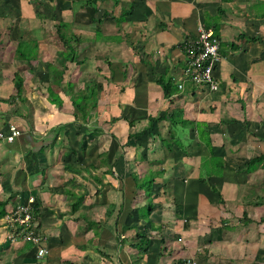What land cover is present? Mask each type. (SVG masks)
<instances>
[{"label":"crops","instance_id":"crops-1","mask_svg":"<svg viewBox=\"0 0 264 264\" xmlns=\"http://www.w3.org/2000/svg\"><path fill=\"white\" fill-rule=\"evenodd\" d=\"M201 24L221 39L217 91L183 74ZM69 80L87 100L94 87L87 118ZM10 122L22 133L0 140V264H264V160L249 163L264 155V0H0V129ZM30 196L43 257L4 227Z\"/></svg>","mask_w":264,"mask_h":264},{"label":"built area","instance_id":"built-area-1","mask_svg":"<svg viewBox=\"0 0 264 264\" xmlns=\"http://www.w3.org/2000/svg\"><path fill=\"white\" fill-rule=\"evenodd\" d=\"M221 39L213 28L199 25L195 37H188L181 47L185 54L184 76L195 84L206 86L212 91L220 88L215 75V69L221 61ZM180 87H183L180 84ZM20 128L10 122L7 131L0 129V140L6 139L13 142L21 135ZM36 198L30 196L6 212L4 216L5 229L11 241L31 242L36 247L37 257H43L50 253L46 245L47 235L35 223L34 204ZM189 264H197L196 260L189 259Z\"/></svg>","mask_w":264,"mask_h":264},{"label":"trees","instance_id":"trees-1","mask_svg":"<svg viewBox=\"0 0 264 264\" xmlns=\"http://www.w3.org/2000/svg\"><path fill=\"white\" fill-rule=\"evenodd\" d=\"M130 11L131 10L124 11V13L122 14L123 15L122 18H124V15L125 14L130 13ZM64 26H65L64 23H61L58 26V33H59L60 38L62 39L63 44L65 45V47L68 48L69 50H71L70 51V55L69 56H65V58L66 59H69L70 61H72V62L75 63L74 68H72V70L74 71L75 68L82 63L81 60H78L77 59V53H76V50H75L76 47L72 46L71 43H70L71 42V39H77V38L75 37L74 34H72V33L69 34L68 31L64 30L63 29ZM24 53L26 54V52H24ZM64 68L65 69L68 68V64L67 63H65ZM65 69L62 70V73L59 72L58 77L55 79V82L58 83L59 85H63L62 84L63 83L62 81L64 80L63 72L65 71ZM23 81H24V79L21 76H19V74H18L17 75V79H16L18 91H21L22 90V88H23ZM69 81H70L69 82V87L68 86L66 87V85H64L63 86L64 87L63 90H64V92L66 94H70L71 95V98L73 99L74 104H76L78 106V108H80V112L82 113V115L84 116V118H87L88 111H89L88 110V102H89V99H92L90 97L93 96V93L95 92L94 91V87H93V91L92 92L89 91V93H88V100H87L86 99V96L84 94L78 96V95H76V93H73L72 92L73 91V81H71V80H69ZM158 82L162 85L166 96H168L170 94V92L174 90V89H172L173 88V85H174L173 84L172 77L162 75L161 78L158 80ZM89 83L90 82H88V84ZM90 87H91V85H90ZM50 96H51V99L53 101H56V103H57V105L59 107L62 106L63 100L60 97V94L56 93L54 90H51L50 91ZM74 113H75L76 117H78V112L76 111ZM61 127H63V126H61ZM101 131H102V129H101ZM131 135L132 134L130 133V137H131ZM263 160H264V155H261V156H258V157H255V158L251 159L249 163H250V165H256L258 163V161H263ZM153 181H154V179L151 178V177H148V179L143 180V182H141L140 180L137 179L138 189L144 187L145 185L146 186L148 185L149 187H145L146 188L145 189V194L147 196H150L151 195V184L153 183ZM84 197H85V195L82 194L80 196V199H83ZM73 205H74V208L77 207V204L76 203L73 204ZM152 207H153L152 204H149L148 205V209H147L148 213L152 210ZM140 214H142V213H140ZM145 215H146V213H145ZM142 238H145V240H142L141 241V244L139 246L140 247V251L142 253H146L148 251V249H149L150 239L147 236H145V235H142ZM183 263H185V261H179V264H183ZM186 263H187V261H186Z\"/></svg>","mask_w":264,"mask_h":264},{"label":"rangeland","instance_id":"rangeland-1","mask_svg":"<svg viewBox=\"0 0 264 264\" xmlns=\"http://www.w3.org/2000/svg\"><path fill=\"white\" fill-rule=\"evenodd\" d=\"M130 7H131V4H130V6H129V8H126L124 11H127V10H129L130 9ZM76 49V48H75ZM56 64H58V62H56ZM71 64V62L69 63V65ZM48 67V66H47ZM50 67V66H49ZM73 71V70H72ZM54 82H55V79H54ZM57 95V94H56ZM61 97V96H60ZM62 98V97H61ZM63 100V99H62ZM1 140H3V139H1ZM6 140V139H5ZM4 141V140H3ZM4 227H5V223H4ZM6 231V230H5Z\"/></svg>","mask_w":264,"mask_h":264}]
</instances>
